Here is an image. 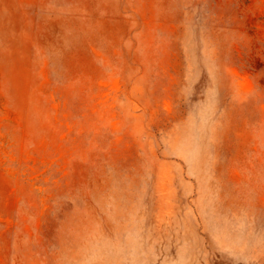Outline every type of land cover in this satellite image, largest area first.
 Masks as SVG:
<instances>
[{
	"label": "rangeland",
	"instance_id": "rangeland-1",
	"mask_svg": "<svg viewBox=\"0 0 264 264\" xmlns=\"http://www.w3.org/2000/svg\"><path fill=\"white\" fill-rule=\"evenodd\" d=\"M0 264H264V0H0Z\"/></svg>",
	"mask_w": 264,
	"mask_h": 264
}]
</instances>
